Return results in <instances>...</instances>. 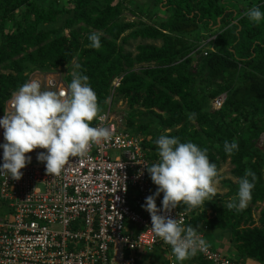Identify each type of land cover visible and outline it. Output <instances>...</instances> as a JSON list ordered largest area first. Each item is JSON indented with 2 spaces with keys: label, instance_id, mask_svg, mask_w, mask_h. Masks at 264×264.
<instances>
[{
  "label": "trees",
  "instance_id": "1",
  "mask_svg": "<svg viewBox=\"0 0 264 264\" xmlns=\"http://www.w3.org/2000/svg\"><path fill=\"white\" fill-rule=\"evenodd\" d=\"M62 1L0 0V110L33 69H56L76 59L80 68L74 70L88 76L101 110L113 79L123 74L114 94L126 101L127 128L150 136L143 144L150 158L158 156L156 139L167 134L207 148L218 171L229 160L237 178L235 184L228 181L224 197L216 194L188 213L186 227L227 231L237 261L264 264V149L256 145L264 132V20L254 23L245 15L253 6L264 12V0H147L158 14H147L150 22H139V28L120 19L125 9L114 0H68V8ZM58 18L64 20L54 26ZM203 31L217 34V53L195 69L189 57L176 64L195 45L186 39L198 43ZM94 32L102 34L98 50L89 47ZM137 38L152 43L133 54L124 46ZM224 92L222 108L210 112L209 99ZM233 140L238 150L229 156L224 143ZM246 169L257 177L251 202L243 211L228 210L224 205L237 194ZM156 200L162 203L163 193Z\"/></svg>",
  "mask_w": 264,
  "mask_h": 264
},
{
  "label": "built area",
  "instance_id": "2",
  "mask_svg": "<svg viewBox=\"0 0 264 264\" xmlns=\"http://www.w3.org/2000/svg\"><path fill=\"white\" fill-rule=\"evenodd\" d=\"M35 79L42 90L68 92L52 76L44 83ZM120 81L111 83L100 113L104 119L91 125L110 128V141L93 145L86 159L70 157L60 175L47 174L45 163L37 159L46 150L36 149L27 154L31 162L21 170L20 180L0 176V264H141V255L157 246L169 264L176 263L171 247L150 230L144 207L154 185L147 167L159 157L150 158L143 148L147 138L126 128L125 113L113 101ZM10 100L4 102L0 119L12 111ZM221 103L214 100L216 107ZM3 133L0 127V145L5 143ZM170 216L186 227L188 213L176 208ZM194 229L205 239L204 229ZM196 256L208 264H241L209 245Z\"/></svg>",
  "mask_w": 264,
  "mask_h": 264
},
{
  "label": "clouds",
  "instance_id": "3",
  "mask_svg": "<svg viewBox=\"0 0 264 264\" xmlns=\"http://www.w3.org/2000/svg\"><path fill=\"white\" fill-rule=\"evenodd\" d=\"M245 15L254 23L264 20V12H261L257 6L250 8ZM101 35V33H91L88 36L89 47L98 50L101 47ZM216 37V33L203 31L198 43L186 39L195 45H192V50L185 57L180 58L176 64L188 57L192 58L194 54L198 56V64H200L208 54L217 53ZM189 54L192 55L189 56ZM75 60L73 59L71 64ZM192 61L193 58L191 63ZM64 67L51 70L33 69L26 72L27 81L9 97L12 111H5L3 118L0 119L5 141L3 145H0L3 148L0 176H7V178L10 176L13 180H20L23 175L21 170L31 162L27 154L36 149L46 150V154L41 152L37 159L45 163L47 174L60 175L70 157L86 159L93 145L111 140L113 133L110 128L91 126L94 120H103L104 117L100 115L102 110L88 76L74 70L70 73L72 77L70 82H67V79L57 81L54 77L55 72L61 71ZM196 67L197 65L192 66L193 69ZM76 68L79 69L80 65L77 64ZM139 68L137 66L134 69ZM47 76H52L57 82L67 83L68 92L42 90L40 82L35 78H39L41 83H44V78ZM123 76L122 74L116 78L121 77L122 81ZM224 94L227 96L224 92L209 99L208 108L210 110V103L213 110L210 112H216L222 108L226 101ZM114 97V103L121 101L126 107L125 100H117L115 94ZM217 98L222 100L219 107L214 104ZM188 119L194 121L195 114H189ZM155 143L159 160L147 167V171L152 182L157 186V191L146 198L144 210L151 217L150 230L171 247L172 254L182 264L195 257L198 252L207 251L208 245L196 229L183 226L182 221L172 219L170 214L181 205L184 206L183 213L187 214L203 206L205 201L213 200L217 193V185L220 183V174L217 165L210 162L207 148L202 149L192 141L182 143L179 137L167 134L160 135ZM237 150L238 143L235 140L231 143L225 141L226 154L231 156ZM256 179L255 173L246 169L244 176L238 180L237 194L224 207L237 212L246 209L251 202ZM161 193H163L162 209L157 208L155 202L156 197Z\"/></svg>",
  "mask_w": 264,
  "mask_h": 264
},
{
  "label": "rangeland",
  "instance_id": "4",
  "mask_svg": "<svg viewBox=\"0 0 264 264\" xmlns=\"http://www.w3.org/2000/svg\"><path fill=\"white\" fill-rule=\"evenodd\" d=\"M117 2L121 3V5L125 9L122 12V14L119 16L120 19L122 21H124V22L134 23L136 25V28L140 27V25H138L139 22H142V23H149L150 22L147 14L149 15V14L155 13V12H156V14H158V12L156 10V7L150 1H147V0H114L113 3H117ZM59 4H61V2ZM62 4L66 8H68V0H63ZM70 7H69V9H70ZM138 7H140V8H138ZM159 11L162 14V12L165 11V9L160 7ZM65 16L63 18H65ZM63 18H58L59 20H57L55 22L54 26H58V25L60 26L62 24L63 20H64ZM50 26L51 25H47V26H44V27H50ZM219 26L220 25L217 24L213 29L216 30L217 28H219ZM130 31L131 30L126 31V33H124L122 36H125ZM64 32H67V31L64 30ZM153 43H154L153 45L155 46V44L158 45L159 42L157 43V41H155ZM190 43L191 42L188 41V44H190ZM147 44H151V41L141 40V39L137 38L136 40H129L128 44H126L124 46V48L127 51H129V52H131L133 54H135V53L137 54V47L139 45H147ZM193 53L194 52H192V54ZM191 55L189 54V56H191ZM192 58H193V61H192L193 63H191L190 66L191 67L192 66L195 67L196 65H198V56H195V54H194V55H192ZM192 58L190 57L191 60H192ZM75 66H76V60H75V62L73 64L62 68L61 71H56L55 75H54L55 79L57 81H59V80L61 81V79H67V82H70L71 80L68 77H71L70 73L72 71H74ZM66 85H67V83H66ZM223 96L226 99L227 96L225 94ZM114 104L117 106L118 111H122L123 113L126 112V107H125V105L122 102H119V103L117 102V103H114ZM209 107H210V110L213 111L212 108H211V104L210 103H209ZM146 138L149 139L150 136H146ZM263 143H264V134H262L259 137L258 144H256V145L264 149ZM231 169H232V166H230L229 160H227L226 164L224 166H222L221 169L219 170L220 183L217 185V193H216L218 196L224 197V195L227 194L228 190L230 189L228 181H230L233 184H235L237 182V178H234L230 174V170ZM254 263L255 264H259L257 262H254Z\"/></svg>",
  "mask_w": 264,
  "mask_h": 264
},
{
  "label": "crops",
  "instance_id": "5",
  "mask_svg": "<svg viewBox=\"0 0 264 264\" xmlns=\"http://www.w3.org/2000/svg\"><path fill=\"white\" fill-rule=\"evenodd\" d=\"M205 241L207 245L225 254L226 256L238 260L240 259L237 251L235 250L234 243L230 234L227 231L213 229L205 230ZM141 264H169L167 256L162 248L155 247L152 251L144 253L140 257ZM175 264H181L176 261ZM182 264H204L203 261L197 257L188 259ZM245 264H255L253 260L247 259Z\"/></svg>",
  "mask_w": 264,
  "mask_h": 264
}]
</instances>
